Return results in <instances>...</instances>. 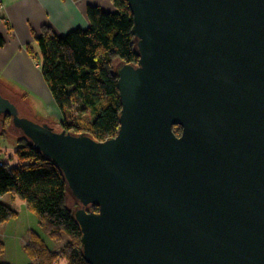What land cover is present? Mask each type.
<instances>
[{"label":"water","instance_id":"1","mask_svg":"<svg viewBox=\"0 0 264 264\" xmlns=\"http://www.w3.org/2000/svg\"><path fill=\"white\" fill-rule=\"evenodd\" d=\"M126 3L113 136L0 115L62 174L86 264H264V0Z\"/></svg>","mask_w":264,"mask_h":264},{"label":"trees","instance_id":"2","mask_svg":"<svg viewBox=\"0 0 264 264\" xmlns=\"http://www.w3.org/2000/svg\"><path fill=\"white\" fill-rule=\"evenodd\" d=\"M111 2V11L88 5L85 27L78 26L61 35L45 28L35 36V53L43 79L62 114L57 126L87 132L97 140L113 136L119 125L120 103L113 66L117 60L133 62L137 59L130 32L132 15L126 0ZM3 43L0 35V46ZM74 106L87 108L88 116L73 114ZM172 129L177 135L181 132L179 125ZM18 144L13 164L0 159V222L17 215L15 209L1 200L2 195L8 192L18 196L36 214L50 239L64 241L58 249H50L31 230L25 244V249L35 259L31 264H55L60 256L65 264H86L79 250V227L71 217L72 207L66 204L68 194L62 174L25 138H18ZM2 249L0 239V252Z\"/></svg>","mask_w":264,"mask_h":264},{"label":"crops","instance_id":"3","mask_svg":"<svg viewBox=\"0 0 264 264\" xmlns=\"http://www.w3.org/2000/svg\"><path fill=\"white\" fill-rule=\"evenodd\" d=\"M88 5L113 10L111 0H0V35L4 37L0 46V86L22 84L55 104L39 66L25 46L32 44L33 36L45 27L61 35L75 27L87 26Z\"/></svg>","mask_w":264,"mask_h":264},{"label":"rangeland","instance_id":"4","mask_svg":"<svg viewBox=\"0 0 264 264\" xmlns=\"http://www.w3.org/2000/svg\"><path fill=\"white\" fill-rule=\"evenodd\" d=\"M45 28H42L41 32H44L46 30ZM41 32L35 34V36L39 35ZM35 36H33L32 44H27L25 48L37 66H39L40 60L35 53L37 49V40ZM28 47L34 50V52L29 50ZM0 94L7 97L16 106L18 113L22 116L36 121L44 120L48 122L50 120L49 123L54 125H58L57 120L60 121L62 118V114L60 110H58L59 108L56 104H53L49 100H44L39 91H35L28 86L10 83L8 86H0ZM72 109L75 115L82 117L88 116L87 108L74 106ZM8 116L3 114L0 115V159L13 164L16 160L14 150L19 145L18 138L22 136V133L17 127L10 124ZM6 193L9 195L4 197L2 195L1 200L15 209L17 215L14 218L0 222V239H2L1 241L3 242V249L0 252V262L8 264L34 263L35 259L31 257L25 249V244L29 240L28 237H30V230L35 231L48 248L58 249L64 241L55 242L50 239L42 225L38 222L36 214L26 207L25 202L18 196H13L8 192ZM66 204L70 208L74 204L70 195L66 197ZM65 263V259L61 256L55 262V264Z\"/></svg>","mask_w":264,"mask_h":264},{"label":"built area","instance_id":"5","mask_svg":"<svg viewBox=\"0 0 264 264\" xmlns=\"http://www.w3.org/2000/svg\"><path fill=\"white\" fill-rule=\"evenodd\" d=\"M0 164H1V162H0Z\"/></svg>","mask_w":264,"mask_h":264}]
</instances>
